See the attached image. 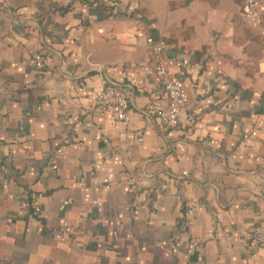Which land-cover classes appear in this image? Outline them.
<instances>
[{
  "label": "crops",
  "instance_id": "obj_1",
  "mask_svg": "<svg viewBox=\"0 0 264 264\" xmlns=\"http://www.w3.org/2000/svg\"><path fill=\"white\" fill-rule=\"evenodd\" d=\"M260 2L251 27L244 0H0V264H264ZM148 37L187 97L168 127Z\"/></svg>",
  "mask_w": 264,
  "mask_h": 264
},
{
  "label": "built area",
  "instance_id": "obj_2",
  "mask_svg": "<svg viewBox=\"0 0 264 264\" xmlns=\"http://www.w3.org/2000/svg\"><path fill=\"white\" fill-rule=\"evenodd\" d=\"M242 16L251 27H259L261 24L260 0H244ZM146 42L152 51L155 74L159 77L165 96L170 102L168 109L158 108L155 110V115L161 126H172L187 103L183 84L169 74L162 55V43L154 41L151 37L146 38ZM38 62L42 67L41 58H38ZM129 95L130 89L127 86L105 81L94 97V111L100 117L111 115L114 120L124 121L127 119Z\"/></svg>",
  "mask_w": 264,
  "mask_h": 264
}]
</instances>
